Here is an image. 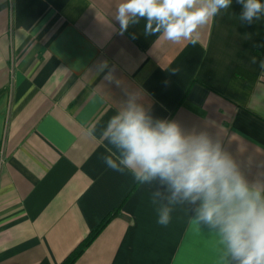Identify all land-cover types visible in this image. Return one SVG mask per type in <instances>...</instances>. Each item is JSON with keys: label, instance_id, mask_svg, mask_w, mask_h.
I'll return each instance as SVG.
<instances>
[{"label": "crops", "instance_id": "1", "mask_svg": "<svg viewBox=\"0 0 264 264\" xmlns=\"http://www.w3.org/2000/svg\"><path fill=\"white\" fill-rule=\"evenodd\" d=\"M122 2L0 0V264H62L114 211L74 264H239L222 230L236 202L217 197L209 222L204 192L122 164L109 122L176 123L264 203V13L249 25L232 0L174 43L143 18L121 31Z\"/></svg>", "mask_w": 264, "mask_h": 264}, {"label": "clouds", "instance_id": "2", "mask_svg": "<svg viewBox=\"0 0 264 264\" xmlns=\"http://www.w3.org/2000/svg\"><path fill=\"white\" fill-rule=\"evenodd\" d=\"M196 3L197 0H123L115 19L121 31L127 29L130 21L139 23L137 18H143L147 21L146 35L163 30L166 40L178 43L184 39L195 44L192 34L220 9L230 7L232 0H207L198 8ZM236 3L243 6L241 19L249 25L264 13L261 0H236ZM260 68L264 69V60ZM113 125H117L113 143L126 150L121 163L129 168H141L147 173L145 179L157 175L167 178L177 191L183 189L185 195L204 192L202 216L209 222L220 212V205L214 202L217 197L226 203L236 202L224 218L222 229L230 251L239 264H264V203L259 202L258 192H250L246 182L232 171L229 161L210 142L206 139L190 142L174 122L160 121L152 127L142 110H129L112 117L109 127ZM106 163L117 169L113 160L107 159ZM169 220L165 214L158 222L167 225Z\"/></svg>", "mask_w": 264, "mask_h": 264}, {"label": "trees", "instance_id": "3", "mask_svg": "<svg viewBox=\"0 0 264 264\" xmlns=\"http://www.w3.org/2000/svg\"><path fill=\"white\" fill-rule=\"evenodd\" d=\"M117 214L114 211L110 214L102 224L93 231L67 258L62 264H74L84 253V251L94 242V240L99 236V234L104 230V228L110 223V221Z\"/></svg>", "mask_w": 264, "mask_h": 264}]
</instances>
